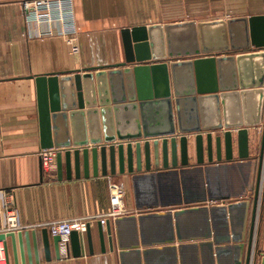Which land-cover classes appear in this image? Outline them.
Returning <instances> with one entry per match:
<instances>
[{
	"label": "crops",
	"instance_id": "1",
	"mask_svg": "<svg viewBox=\"0 0 264 264\" xmlns=\"http://www.w3.org/2000/svg\"><path fill=\"white\" fill-rule=\"evenodd\" d=\"M24 1L0 0V233H30L28 243L23 239V251L17 238L16 256L11 238H7L8 263L246 264L250 250L254 257L260 258L264 254V154L263 162L260 158L264 101L262 122L249 127L250 148L246 158L239 156L234 130L231 160L226 158L223 147L221 161L216 156L209 161L206 153L205 161L198 163L191 153L188 165L181 163L179 155L176 165L170 159L165 166L161 159L156 166L152 159L147 168L143 157L141 170L135 165L133 172L118 170L117 174L106 176L100 172L95 177L91 169L88 178L84 171L80 178L73 171L72 179L64 171L63 179H59L57 169L47 172L43 167L45 149L41 147L35 77L83 73L88 68L123 62V28L264 16V0H73L71 10L80 45L76 55L70 53L59 34V23L25 19ZM50 29L52 34L39 35ZM101 80L102 93L98 89V104L91 117L84 118L86 127L104 130L107 126L115 132L121 122L124 132L134 133V113L124 107L127 103H120L119 115L110 111L109 107L116 105L115 95L110 81ZM101 98L104 103H100ZM149 118L161 122V108L150 110ZM149 129L161 131L157 125ZM101 135L105 136L103 132ZM112 182L125 184L124 211L105 224L100 217L91 222L88 231L93 252L86 231L79 233L80 256L73 253L71 236L60 243L59 254L54 235L46 224L60 219L102 216L111 208ZM9 211L16 212L19 224L26 226L24 229L8 230ZM45 230L50 243L48 254L44 246Z\"/></svg>",
	"mask_w": 264,
	"mask_h": 264
},
{
	"label": "water",
	"instance_id": "2",
	"mask_svg": "<svg viewBox=\"0 0 264 264\" xmlns=\"http://www.w3.org/2000/svg\"><path fill=\"white\" fill-rule=\"evenodd\" d=\"M122 38L125 60L121 63L88 68L83 73L35 77L41 147L57 150L59 179L64 171L72 179L73 171L77 178L82 171L88 178L91 169L95 177L100 172L105 176L118 170L133 172L135 165L141 170L143 157L147 168L152 159L156 166L161 159L165 166L170 159L176 165L179 155L181 163L188 165L191 153L198 163L205 161L206 153L209 161L215 156L221 161L223 147L231 160L234 130L239 156H249V127L262 122L264 16L136 25L123 28ZM106 78L116 103L109 110L119 115L120 103H127L124 107L134 113L136 121L132 134L123 131L121 122L115 132L107 126L100 130L85 125L84 118H90L98 104V89L102 93L101 79ZM100 103H104L102 98ZM156 107L161 108V122L149 118L150 110ZM152 125L160 126L161 131H151ZM263 154L264 134L261 162ZM107 228L110 234V226ZM89 229L88 244L93 252ZM29 236L28 232L0 233L8 257L7 238H11L16 256L17 238L23 251V239L28 243ZM43 238L48 254L46 230ZM101 240L103 243V232ZM61 242L60 236H54L59 254ZM71 245L74 255L80 256V234L76 231L71 234ZM246 264H264V254L254 257L250 250Z\"/></svg>",
	"mask_w": 264,
	"mask_h": 264
},
{
	"label": "built area",
	"instance_id": "3",
	"mask_svg": "<svg viewBox=\"0 0 264 264\" xmlns=\"http://www.w3.org/2000/svg\"><path fill=\"white\" fill-rule=\"evenodd\" d=\"M72 4L73 0H26L23 2V14L28 22L59 23V34L64 38L70 53L76 55L80 52L79 32L71 10ZM52 33L53 31L50 29L47 32H39V35L43 36ZM56 155L57 150L53 148L45 149L42 152L43 167L47 172L57 169ZM109 189L111 208L102 216H83L54 220L48 222L46 227L54 236H60L63 242V240H68L74 231L78 233L86 232L91 222L99 217L100 222L105 224L110 218L124 211L123 199L126 195L124 182L109 183ZM7 221L8 230H22L26 227L19 224L17 214L14 211L7 213ZM0 264H9L7 248L3 241H0Z\"/></svg>",
	"mask_w": 264,
	"mask_h": 264
},
{
	"label": "rangeland",
	"instance_id": "4",
	"mask_svg": "<svg viewBox=\"0 0 264 264\" xmlns=\"http://www.w3.org/2000/svg\"><path fill=\"white\" fill-rule=\"evenodd\" d=\"M169 8H170V6H169ZM198 8H199V6H198ZM201 8H203V5L201 6Z\"/></svg>",
	"mask_w": 264,
	"mask_h": 264
}]
</instances>
